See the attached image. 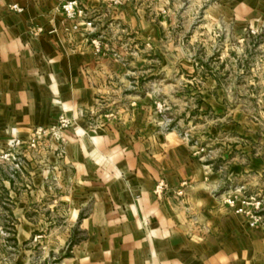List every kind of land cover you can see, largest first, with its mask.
Returning <instances> with one entry per match:
<instances>
[{
    "label": "crops",
    "instance_id": "0c3cea01",
    "mask_svg": "<svg viewBox=\"0 0 264 264\" xmlns=\"http://www.w3.org/2000/svg\"><path fill=\"white\" fill-rule=\"evenodd\" d=\"M64 1L0 0V144H25L35 128L70 120L61 140L24 154L31 179L51 183V211L63 212L57 238L73 242L63 264H264V226L251 227L221 201L230 186L258 184L264 132L225 107L215 80L196 90L186 83L199 70L183 51L186 39L170 35L201 0L111 9L78 0L84 16L75 20L61 11ZM217 9L215 1L206 15ZM232 9L250 21L248 1ZM160 94L180 116H160L152 99ZM108 113L94 128L86 118ZM166 121L172 128L163 132ZM159 180L168 186L162 195L154 193Z\"/></svg>",
    "mask_w": 264,
    "mask_h": 264
},
{
    "label": "rangeland",
    "instance_id": "374dc122",
    "mask_svg": "<svg viewBox=\"0 0 264 264\" xmlns=\"http://www.w3.org/2000/svg\"><path fill=\"white\" fill-rule=\"evenodd\" d=\"M215 1L218 9L207 16L205 9ZM237 1L241 0H201L197 5L199 11L188 13L185 20L179 19L170 35L176 40L180 37L186 39L183 51L193 57L191 62L199 70L193 79L184 76L190 80L186 83H192L190 85L196 90L205 79L215 80L221 87L218 97L222 98L225 107L246 115L257 124L260 132H264V22L254 19L264 15V0H246L253 9L250 21L239 19L232 9ZM188 2L191 3L188 0L185 3ZM165 97L163 94L152 95L160 116H180L179 111L173 113V107L169 109ZM189 114L198 120L196 113ZM112 115H86V118L94 128L104 124V120ZM171 125L164 122L162 131L166 132ZM178 128L182 130L184 127L178 125ZM51 137L47 135L39 143ZM26 142L15 150L0 144V264H63L73 242L69 243L70 238L66 243L57 238L63 232V212L51 211L48 206L52 201L45 194L50 191L48 186L51 183L31 179L33 168L24 156L29 148ZM259 179L254 188L246 187V190L257 193L263 201L260 213L264 218V172ZM34 190L38 192L33 193ZM22 225L27 230L19 240Z\"/></svg>",
    "mask_w": 264,
    "mask_h": 264
},
{
    "label": "built area",
    "instance_id": "2783aa9c",
    "mask_svg": "<svg viewBox=\"0 0 264 264\" xmlns=\"http://www.w3.org/2000/svg\"><path fill=\"white\" fill-rule=\"evenodd\" d=\"M134 0H105L107 8L120 7L122 5L133 2ZM12 9L19 11L20 8L14 4L11 6ZM61 11L65 14L66 18L70 20H75L77 17L84 16V11L78 2V0H66L61 4ZM85 26L92 28L93 24L91 21H86ZM74 28L76 26L74 25ZM91 45L96 52L101 51V42L98 38L91 40ZM70 125V120L65 116L59 118V122L56 126L50 128H35L27 140V147L35 148L39 141L47 135H50L56 139H61L59 132ZM23 142L19 138H12L8 142L7 146L10 148H16L22 145ZM154 193L156 195H162L168 190V186L163 180H159L154 185ZM177 195H182L183 190L179 189L176 191ZM221 201H223L234 213L242 214L248 221L251 227H256L257 225L264 226V218L262 217L260 211L262 209L263 201L256 193H248L246 188L242 185L240 186H230L224 193ZM159 264V263H157Z\"/></svg>",
    "mask_w": 264,
    "mask_h": 264
}]
</instances>
